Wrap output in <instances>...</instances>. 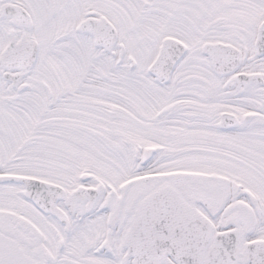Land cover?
Segmentation results:
<instances>
[{
    "label": "snow or ice",
    "instance_id": "1",
    "mask_svg": "<svg viewBox=\"0 0 264 264\" xmlns=\"http://www.w3.org/2000/svg\"><path fill=\"white\" fill-rule=\"evenodd\" d=\"M0 264H264V0H0Z\"/></svg>",
    "mask_w": 264,
    "mask_h": 264
}]
</instances>
